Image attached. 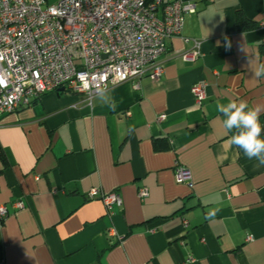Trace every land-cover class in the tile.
I'll list each match as a JSON object with an SVG mask.
<instances>
[{
    "label": "crops",
    "instance_id": "obj_1",
    "mask_svg": "<svg viewBox=\"0 0 264 264\" xmlns=\"http://www.w3.org/2000/svg\"><path fill=\"white\" fill-rule=\"evenodd\" d=\"M184 1L196 3L182 31L199 40L194 59L182 58L192 42L172 37L157 81L89 101L47 92L0 116V264H264V166L229 143L216 110L229 98L264 108V77L249 66L264 63V0ZM237 11L256 27L238 30ZM175 160L190 183L175 182ZM93 187L120 205L106 213Z\"/></svg>",
    "mask_w": 264,
    "mask_h": 264
},
{
    "label": "built area",
    "instance_id": "obj_2",
    "mask_svg": "<svg viewBox=\"0 0 264 264\" xmlns=\"http://www.w3.org/2000/svg\"><path fill=\"white\" fill-rule=\"evenodd\" d=\"M195 12L196 3L184 0H0V116L60 88L89 101L122 82L134 80L138 87L145 75L157 81L168 39L192 42L196 50L182 58L197 56L199 40L182 34L185 16ZM206 86L204 80L191 85L198 106ZM172 172L176 183H190V170L177 160ZM146 195L144 187L138 189L140 199ZM87 196L99 197L108 214L121 203L117 191L93 187ZM13 206L20 208L22 202ZM7 213L0 205V218Z\"/></svg>",
    "mask_w": 264,
    "mask_h": 264
},
{
    "label": "clouds",
    "instance_id": "obj_3",
    "mask_svg": "<svg viewBox=\"0 0 264 264\" xmlns=\"http://www.w3.org/2000/svg\"><path fill=\"white\" fill-rule=\"evenodd\" d=\"M203 15L210 20L216 14L213 9H209ZM249 66L254 79L264 77V63L250 60ZM216 110L220 113L218 119L229 143L240 149L248 159H255L259 165L264 166V124L261 123L264 108L259 105L250 106L242 99L229 98L227 103L217 104Z\"/></svg>",
    "mask_w": 264,
    "mask_h": 264
},
{
    "label": "trees",
    "instance_id": "obj_4",
    "mask_svg": "<svg viewBox=\"0 0 264 264\" xmlns=\"http://www.w3.org/2000/svg\"><path fill=\"white\" fill-rule=\"evenodd\" d=\"M236 27L240 31H245L247 29H252L256 27V23L247 19L241 11L236 12L235 16ZM0 158L4 161L3 155L0 153Z\"/></svg>",
    "mask_w": 264,
    "mask_h": 264
},
{
    "label": "rangeland",
    "instance_id": "obj_5",
    "mask_svg": "<svg viewBox=\"0 0 264 264\" xmlns=\"http://www.w3.org/2000/svg\"><path fill=\"white\" fill-rule=\"evenodd\" d=\"M55 1H57V0H48V3L52 4V3H55Z\"/></svg>",
    "mask_w": 264,
    "mask_h": 264
},
{
    "label": "water",
    "instance_id": "obj_6",
    "mask_svg": "<svg viewBox=\"0 0 264 264\" xmlns=\"http://www.w3.org/2000/svg\"><path fill=\"white\" fill-rule=\"evenodd\" d=\"M59 90H63V88H60Z\"/></svg>",
    "mask_w": 264,
    "mask_h": 264
}]
</instances>
